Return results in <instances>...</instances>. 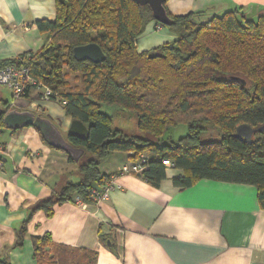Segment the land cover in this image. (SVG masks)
<instances>
[{
	"label": "trees",
	"instance_id": "16d2710c",
	"mask_svg": "<svg viewBox=\"0 0 264 264\" xmlns=\"http://www.w3.org/2000/svg\"><path fill=\"white\" fill-rule=\"evenodd\" d=\"M55 5L54 21L37 22L41 32L49 33L44 46L1 63L27 64L36 79L52 88L51 99L88 126L90 136L70 138L85 148L78 161L81 180L38 201L16 245H22L35 212L44 210L51 217L55 205L74 196L95 201L91 188L111 177L99 166L113 151L130 153L133 161L150 154L139 175L156 187L166 178L165 159L184 171L174 179L184 189L202 179L255 185L264 209V132H256L251 141L234 136L241 124L264 123V14L252 20L235 10L203 21L197 13L173 16L166 9L171 23L164 25L154 19L150 5L137 0H55ZM151 21L176 37L139 52L137 39ZM88 43L103 49V62L75 58L74 48ZM104 103L136 116L139 133L116 129L114 117L101 110ZM181 124L188 132L173 140L169 131ZM211 127L219 131V140L202 138ZM32 241L38 264L97 263L96 251L55 244L49 233Z\"/></svg>",
	"mask_w": 264,
	"mask_h": 264
},
{
	"label": "crops",
	"instance_id": "0c3cea01",
	"mask_svg": "<svg viewBox=\"0 0 264 264\" xmlns=\"http://www.w3.org/2000/svg\"><path fill=\"white\" fill-rule=\"evenodd\" d=\"M164 5L173 16L197 13L203 21L235 10L252 20L264 14V0H167ZM55 18V0H0V62L43 47L49 33L37 22ZM175 37L151 21L137 48L149 51ZM28 94L30 109L62 120L66 135L73 119L63 104L42 100L35 90ZM115 128L139 133L138 124L132 132ZM131 161L130 153L111 152L99 166L103 175L115 177L108 198L86 203L74 196L55 205L51 217L35 212L18 246L19 231L36 203L63 184L80 181L81 174L78 161L48 144L36 127L1 128L0 262L38 264L32 237L49 233L55 244L96 251V264H264V209L255 185L202 179L184 189L174 184L184 171L171 162L156 187L138 174H120Z\"/></svg>",
	"mask_w": 264,
	"mask_h": 264
},
{
	"label": "water",
	"instance_id": "95a60500",
	"mask_svg": "<svg viewBox=\"0 0 264 264\" xmlns=\"http://www.w3.org/2000/svg\"><path fill=\"white\" fill-rule=\"evenodd\" d=\"M167 0H137L140 5L148 4L152 8L154 19L164 25L171 23L165 2ZM74 56L78 60L88 59L92 62H103L106 55L103 49L97 43H88L74 48ZM244 82V80H243ZM32 100L25 97L19 98L14 102H5L0 104V115L4 113L5 127L8 129H19L27 126H34L41 131L44 139L51 146L63 150L75 161H79L85 153V148L76 146L70 138L74 137L80 140H87L90 136V130L81 120L73 119L66 135L62 132L63 121L58 119L53 121L51 115L42 116L30 109ZM256 132H264V123L258 127H252L249 124H241L237 127L235 137L251 141Z\"/></svg>",
	"mask_w": 264,
	"mask_h": 264
},
{
	"label": "built area",
	"instance_id": "2783aa9c",
	"mask_svg": "<svg viewBox=\"0 0 264 264\" xmlns=\"http://www.w3.org/2000/svg\"><path fill=\"white\" fill-rule=\"evenodd\" d=\"M0 86L6 87L12 94V102L24 97L26 93L35 90L42 100H51L53 95L52 88L46 83L36 79L27 64L2 65L0 62ZM150 157L142 153L131 162L124 164L120 174H141L147 168ZM165 167L172 166L169 159L163 160ZM1 166V162H0ZM116 187L115 177H110L103 184H95L91 188V195L96 201L105 200L110 192Z\"/></svg>",
	"mask_w": 264,
	"mask_h": 264
},
{
	"label": "rangeland",
	"instance_id": "374dc122",
	"mask_svg": "<svg viewBox=\"0 0 264 264\" xmlns=\"http://www.w3.org/2000/svg\"><path fill=\"white\" fill-rule=\"evenodd\" d=\"M54 103L56 102L59 106H62V103L57 99L53 100ZM12 101V94L11 92L4 86H0V103L4 104V102H11ZM101 110L107 114H110L114 117V123L113 126L115 127H123L126 128L129 131L136 130V116L129 112H123L118 109V107L114 105H110L107 103H104L101 107ZM118 110V111H116ZM134 119V120H133ZM188 132V128L185 124L178 125L175 128H172L169 133L170 136L173 138V140H178L182 136H185ZM202 138L205 141H215L220 139L219 131L215 128H209L208 130L204 131L202 134ZM147 154V153H146Z\"/></svg>",
	"mask_w": 264,
	"mask_h": 264
}]
</instances>
